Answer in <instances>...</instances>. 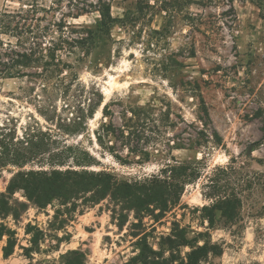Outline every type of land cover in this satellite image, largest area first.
Instances as JSON below:
<instances>
[{
	"label": "rangeland",
	"instance_id": "rangeland-1",
	"mask_svg": "<svg viewBox=\"0 0 264 264\" xmlns=\"http://www.w3.org/2000/svg\"><path fill=\"white\" fill-rule=\"evenodd\" d=\"M149 1L152 10L116 23L106 48L94 49L87 59L83 49L64 45L55 54L61 60L58 72H43L38 65L25 70L29 77L0 80V127L10 121L21 136L36 122L53 152L71 148L69 162L58 169L102 170L133 182L193 162L198 178L168 211L142 214L109 197L83 204L89 195L38 208L22 191L8 194L6 188L17 172L41 167L0 169V195L10 208L0 222L15 232L16 241L13 254L4 258L6 237L0 239V264H61L60 256L69 251L83 253L84 264H135L142 237L158 251L173 224L187 229L189 238L206 234L199 245L209 239L220 246V256L200 264H264V0H183L172 19ZM19 4L0 0V10ZM134 4L116 0L111 13L121 18ZM38 15L46 16L42 26L61 19L59 12ZM96 17L67 20L92 26ZM62 35L77 36L51 25L37 41L53 49L62 45ZM79 116L84 124L72 127ZM103 125L114 133L100 142ZM87 156L92 160L86 166L74 164V158ZM237 177L250 184L241 193L239 218L209 228L201 213L210 203L204 196L209 179L223 185ZM188 252L181 247L163 258L179 264L178 257Z\"/></svg>",
	"mask_w": 264,
	"mask_h": 264
},
{
	"label": "trees",
	"instance_id": "trees-1",
	"mask_svg": "<svg viewBox=\"0 0 264 264\" xmlns=\"http://www.w3.org/2000/svg\"><path fill=\"white\" fill-rule=\"evenodd\" d=\"M19 8L16 10H0V80L19 77H29L28 69L42 65L43 72H58L61 60L57 58L56 51L63 49L64 45L71 48H80L85 51L87 59L96 48H106L110 39V31L116 23L125 24L133 14L143 15L154 7L149 0H135L134 11L126 9L121 18H116L111 13L112 3L116 0H50V5L43 4L44 0H18ZM159 3L160 11L164 12L166 18L172 19L179 3L183 0H154ZM66 2L65 10L61 9ZM59 12L61 19L47 26L41 22L46 16L39 17L38 14ZM95 14L94 25L84 26L72 24L67 19L79 20L85 15ZM53 25L58 32L70 29L76 34L75 38L62 35L58 45L51 49L42 48V43L37 41ZM57 43L51 42L50 46ZM44 50L48 51L45 55ZM84 57V58H85ZM56 62L55 64H52ZM51 64L54 68H51ZM54 69V70H53ZM107 104L104 105V110ZM92 110H87L91 116ZM77 123L72 127H81L84 124V116L77 118ZM12 122L7 121L0 127V169L8 166L22 169L28 165H37L40 169L19 171L12 176L6 188L8 194L22 191L24 196L33 202L38 208H44L53 201L69 203V200H77L85 197L83 204L96 203L106 197L116 203L126 206L137 213H148L151 209L161 213L168 211L178 204L186 185L194 182L199 174L198 166L193 162H183L170 165L161 174L151 175L133 182L119 181L110 173L102 170H88L85 168L65 169L55 168L66 165L71 148H66L60 153H55L46 142L44 133L38 128V124L29 125L21 136L16 135ZM113 127L103 125L101 132L97 133V140L113 134ZM87 158V159H86ZM75 159L74 164L78 167L86 166L92 160ZM46 164L49 168L44 169ZM208 192L204 196L210 200L208 205L201 208L202 217L208 222L209 228L217 226V222L231 224L239 218V212L243 205L241 193L250 186L248 181L242 177L234 179L226 178L222 185L221 179H209ZM10 214L9 203L4 195H0V219ZM31 231L28 229V233ZM206 235V234H205ZM204 234L197 233L194 237H188V231L173 224L169 236L162 239L159 250L154 251L147 243L145 237L138 242L139 253L133 259L135 264H166L163 255L166 252H174L181 247H188L189 252L185 258H179V264H200L211 257H218L222 250L220 246L212 243L209 239H203L199 245L200 238ZM208 236V234H207ZM6 237L5 245L2 247L3 257L7 258L13 254L15 247V232L7 225L0 222V239ZM38 236L31 238V244L38 243ZM161 257V262L155 260ZM158 257V258H157ZM176 257L172 254L171 259ZM61 264H84L85 256L79 251H69L60 256Z\"/></svg>",
	"mask_w": 264,
	"mask_h": 264
}]
</instances>
